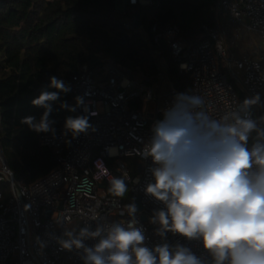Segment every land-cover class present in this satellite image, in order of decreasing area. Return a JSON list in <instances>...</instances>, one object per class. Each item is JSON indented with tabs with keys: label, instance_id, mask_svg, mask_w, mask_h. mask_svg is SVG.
Instances as JSON below:
<instances>
[{
	"label": "built area",
	"instance_id": "1",
	"mask_svg": "<svg viewBox=\"0 0 264 264\" xmlns=\"http://www.w3.org/2000/svg\"><path fill=\"white\" fill-rule=\"evenodd\" d=\"M152 1L116 0L121 11ZM213 11L214 24L203 25L205 35L197 42L184 39L175 23L155 22L146 31L143 24L136 28L133 19L126 20L128 34L137 32L146 40L155 74L113 58L98 72L83 65L72 76L71 89L76 116L86 115L91 127L76 137L65 128L41 132L38 142L54 150L57 165L30 184L15 177L5 157L0 108V264H84L83 249L66 250L60 245V239H67L64 233L78 234L84 227L94 231L101 223L127 222L131 218L125 205L137 206L139 196L142 208L137 207L135 218L137 226L144 229L147 247L179 243L204 264H212L200 240L171 232L164 238L156 234L159 225L150 223V217L165 206L146 195V185L154 182L150 169L155 165L151 157L137 153L151 138L154 122L163 118V110L181 92L170 78L167 51L180 73L190 75L191 94L203 95L214 117L256 94L260 103L251 108L252 117H264V0H214ZM77 97L83 103L78 105ZM260 126L264 128V124ZM252 135L254 138L255 133ZM122 157L138 160L136 173ZM98 160L111 175L129 174L128 199L108 193V177L95 166ZM2 185L9 187L6 198ZM97 242L98 238L87 239L84 244L92 247Z\"/></svg>",
	"mask_w": 264,
	"mask_h": 264
},
{
	"label": "clouds",
	"instance_id": "2",
	"mask_svg": "<svg viewBox=\"0 0 264 264\" xmlns=\"http://www.w3.org/2000/svg\"><path fill=\"white\" fill-rule=\"evenodd\" d=\"M49 79L48 87L58 91L44 89L31 101L45 109L40 120L33 116L21 120L36 132L54 131L55 122L49 119L52 102L60 92L70 91L63 80ZM76 100L78 105L83 103L80 97ZM259 103L256 94L216 118L203 95L176 93L137 153L151 157L155 165L150 169L154 182L146 185V195L165 206L150 217V223L159 225L156 234L164 238L171 232L200 240L212 264H264V128L260 126L264 117L254 119L251 114ZM61 107H67L66 102ZM90 127L86 115L69 116L64 124L73 137ZM95 166L108 177V193L125 197L129 174L111 175L102 160ZM125 209L131 218L127 222L101 223L94 231L84 227L78 234L66 231L67 239H60V245L66 250L83 249L84 264H204L179 243L147 247L144 229L135 218L137 206L128 203ZM97 238L92 247L84 244Z\"/></svg>",
	"mask_w": 264,
	"mask_h": 264
},
{
	"label": "trees",
	"instance_id": "3",
	"mask_svg": "<svg viewBox=\"0 0 264 264\" xmlns=\"http://www.w3.org/2000/svg\"><path fill=\"white\" fill-rule=\"evenodd\" d=\"M214 0H153L147 5H130L124 11L116 0H0V108L4 130L2 144L5 157L17 179L27 184L49 173L56 165L54 150L40 145L38 135L24 117L40 120L45 109L31 101L50 88V77L63 80L70 91L60 92L52 102L49 119L52 128H64L67 117H75L72 76L87 65L93 72L113 58L155 74L149 46L140 33L132 32L128 41L126 20L138 17L146 31L157 22L175 23L181 36L190 42L204 35L203 25L214 24ZM170 78L181 92L191 88L188 73H180L170 57ZM66 102L67 107H61ZM71 135V133L69 132ZM134 164V163H133ZM137 172V165L131 170ZM4 189L5 198L8 195Z\"/></svg>",
	"mask_w": 264,
	"mask_h": 264
},
{
	"label": "rangeland",
	"instance_id": "4",
	"mask_svg": "<svg viewBox=\"0 0 264 264\" xmlns=\"http://www.w3.org/2000/svg\"><path fill=\"white\" fill-rule=\"evenodd\" d=\"M262 45L264 46V41H263ZM187 92L188 93H191V88H189V90ZM122 160L126 163V165L131 170L133 168H135V166L138 164V160L135 157H122ZM3 187L5 188L6 192H9V187L7 185H3ZM129 195H130V186H129V192L125 195L124 198L125 199H128Z\"/></svg>",
	"mask_w": 264,
	"mask_h": 264
},
{
	"label": "water",
	"instance_id": "5",
	"mask_svg": "<svg viewBox=\"0 0 264 264\" xmlns=\"http://www.w3.org/2000/svg\"><path fill=\"white\" fill-rule=\"evenodd\" d=\"M116 7H117V2H116ZM133 24L136 28H139L141 25H142V22L141 20L138 18V17H134L133 18ZM131 35L130 34H125L122 38H121V43H124L126 41H128L130 39ZM175 87H177V84L175 83ZM136 203H137V207L138 209H141L142 206H141V203H140V196L137 198L136 200ZM143 218H145L143 216Z\"/></svg>",
	"mask_w": 264,
	"mask_h": 264
}]
</instances>
